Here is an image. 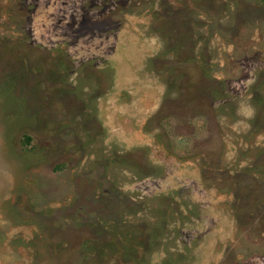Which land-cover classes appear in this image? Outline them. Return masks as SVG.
<instances>
[{
  "label": "rangeland",
  "instance_id": "rangeland-1",
  "mask_svg": "<svg viewBox=\"0 0 264 264\" xmlns=\"http://www.w3.org/2000/svg\"><path fill=\"white\" fill-rule=\"evenodd\" d=\"M0 264H264V0H0Z\"/></svg>",
  "mask_w": 264,
  "mask_h": 264
}]
</instances>
